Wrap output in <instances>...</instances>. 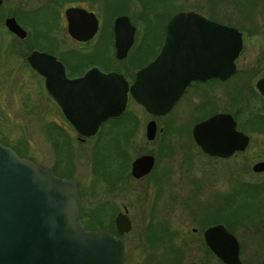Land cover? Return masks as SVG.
<instances>
[{"label":"rangeland","instance_id":"374dc122","mask_svg":"<svg viewBox=\"0 0 264 264\" xmlns=\"http://www.w3.org/2000/svg\"><path fill=\"white\" fill-rule=\"evenodd\" d=\"M183 2L184 0H3L1 13L10 11V14L25 18L29 10L46 4H56L58 9H63L69 3H82L91 7L105 22L112 21L118 14H126L139 25L135 48L142 43L143 37V47L146 48L137 54L132 51L124 60H117L112 43L110 44L106 66L125 70L129 63L142 64L144 59L152 56L149 54V43L152 40V45L157 41L160 31L154 27L143 28L144 21L164 20L173 9H179ZM212 11L225 18L235 19L234 15L221 13L216 8ZM43 19L41 16L37 17L38 21ZM25 20L28 23L26 27H33L34 21ZM32 27L28 28L31 32ZM51 31V38L56 39L61 50L69 46L63 27ZM103 31L106 35V29ZM94 49L95 47L88 46L84 51L90 53ZM82 52L78 48V54L81 55ZM87 59L94 62L95 56L90 55ZM12 85V93L0 91V112H3L2 116L7 111L11 114L9 121L0 125V130L3 127L4 131H10V142L16 144L20 157L33 158L52 165L59 173L72 175L78 184L84 225H97L96 229L112 228L110 231H113L114 215L117 211H123V206L127 208L132 227L120 236L123 240L122 264H185L188 261L197 264H223L204 245L201 237V231L205 227L219 220L230 223L233 233L240 241L241 261H248L250 230L261 227L259 218H249V204L257 199L262 200L263 195L252 197L257 191L251 190L249 194L247 184L261 180L260 177L252 176L251 165L264 158V133L251 132L249 146L242 152L224 158L212 156L198 149L190 136L160 137L157 132L155 138L148 140L144 132L145 121L149 118L147 112L138 104L131 103L124 117H128L131 124L126 121L121 124L124 129H128L125 131L131 132L129 137H123L121 128L115 126L116 123L109 122L102 130L103 135L110 133L106 137L74 142L66 139V145L61 140L45 139L41 133L37 118L41 96L32 91L36 80L25 82L18 77ZM167 121L168 119H162L158 124L167 128ZM112 125L115 127H111ZM142 153L153 154L156 162L148 176L137 180L130 176V163ZM160 176H163L161 180ZM197 185L201 187L202 194L197 200H193L189 189ZM194 193L196 195V191ZM238 209H241L239 218L232 220L227 217L231 210L237 214ZM193 227L197 228V233L192 231ZM162 233L160 240L159 235Z\"/></svg>","mask_w":264,"mask_h":264},{"label":"water","instance_id":"95a60500","mask_svg":"<svg viewBox=\"0 0 264 264\" xmlns=\"http://www.w3.org/2000/svg\"><path fill=\"white\" fill-rule=\"evenodd\" d=\"M85 12L73 7L66 11L68 32L79 40L91 38L97 29L95 15ZM86 14L93 17L90 16L91 26L77 27L76 20ZM6 25L18 34L24 33L14 18L7 19ZM210 29L218 31L216 45L221 47L218 49L221 56L216 67L221 69L218 75L224 78L234 69L233 59L241 47L239 34L195 11L179 10L168 20L159 52L137 71L129 88L121 74L103 73L93 67L74 79H67L63 72L59 76L60 87L52 89L48 84L49 93L74 128L87 136L96 133L103 120L124 111L128 90L148 113L164 114L189 81L207 77L202 72L206 57L203 46L205 41L214 44V35L208 33ZM113 32L115 55L122 59L133 43L135 27L127 15H120L114 20ZM45 56L48 55L33 51L28 59L44 73L38 61ZM257 88L264 99V78L257 82ZM235 125L230 115L217 114L197 123L193 137L204 152L229 157L235 151H243L248 144V136ZM155 133L154 121L148 122L146 138L152 140ZM153 163L152 155L135 158L132 175L141 177L150 171ZM252 170L264 171V161L255 162ZM81 215L73 180L54 175L50 167L20 157L0 143V264H122V240L107 230L85 229ZM115 226L119 233L131 229L126 213L116 215ZM203 238L221 262L242 264L238 240L223 224L205 228Z\"/></svg>","mask_w":264,"mask_h":264},{"label":"flooded vegetation","instance_id":"af4514ba","mask_svg":"<svg viewBox=\"0 0 264 264\" xmlns=\"http://www.w3.org/2000/svg\"><path fill=\"white\" fill-rule=\"evenodd\" d=\"M70 7L80 8L86 11L85 13L91 12L95 15L97 20V29L91 38L87 40H79L69 34L66 11ZM215 8L221 13L234 15L235 19L217 15L212 11ZM2 9L3 0H1L0 3V18H2V21L0 22V91L5 94H9L10 92L12 93V84L18 77H21L25 82H29L32 79L36 80V85L33 87L32 91L40 93L41 96L39 107L37 108V118L41 133L45 139L61 140L65 143L66 139L72 140V142L75 140L85 141L87 139L97 137L100 139L101 137H106L110 134L103 135L102 133L104 126L109 122L116 123L115 126H119L121 128L120 132L123 137L125 136V138H127L131 135V132L125 131L128 129H124V127L121 126L123 121H126V123L128 122L129 125L131 124V122H129L130 119L128 117H124H126L125 115L127 114L128 107L131 103L138 104L129 90L127 92V100L124 111L118 116H111L103 120L98 126L96 133L87 136L80 134L74 128L54 96L49 93L48 87L49 84L52 89L59 88L61 81L60 77L63 75V72L67 79H74L84 76L91 68L96 67L103 73L116 72L121 74L127 82L129 88L135 80L137 71L145 64L131 65L129 63V65L125 67V70H119L117 68H110L106 66V63H108V53L111 43L114 49V56L116 57L113 32L114 20L116 17L126 14H118L114 16L112 21L105 22L101 20L100 16L91 7L83 5L82 3H69L63 9H58L56 4H46L41 7L39 6V8L37 7L34 10H29L26 13L25 18L10 14V11L1 13ZM179 10L195 11L219 25L235 29L240 36L241 47L236 57L233 59V71L226 77L221 78L218 75V71H221V69L216 67L217 65H220V59L217 58L221 56L220 53H218V49L221 50V47L216 45V35L218 34V31L216 29H210L208 33L214 35V44H207L205 41L203 46V49L206 51V57H204L205 60L203 61L202 72L203 75H207V77L204 79L199 78L189 81L184 87L181 95L166 113L153 115L146 111L149 118L145 121V138L148 122L154 121L156 136L157 132H159L158 135H161L160 137L165 135V137L184 136L183 138H188V136H190L194 145L203 151L202 148L195 142L193 137V127L197 123H200L201 121L214 115L228 114L235 121L236 129L248 136L247 148L251 141V132L260 134L264 133V99L257 88V82L264 78V0H184L182 6L176 10L173 9L166 16V19L161 21L148 19L144 21L145 26L143 28L146 27L152 29V27H154L158 29V32L160 31L157 41L152 45V40L149 43V54L152 55L149 61L153 59L160 50L168 19ZM82 13L84 12H79V14ZM39 16L44 19L38 21L37 17ZM82 16L84 17L76 20V26L79 28L90 27L92 16H87V14ZM9 18H14L16 23L24 30V33L18 34L11 30L6 25V20ZM25 19L34 21L33 27L31 26L33 28V32L28 30V28H31L30 26L26 27L28 23ZM129 19L131 24L135 27L133 43L128 49L126 56L122 59L116 58L117 60H124L132 51V53L135 52V54H137L142 49L146 48L143 47L145 44L143 36V38H141L142 43L135 48V39L137 37L136 35L139 34V25L134 23L130 17ZM61 27L64 28L65 39L66 41L68 40L69 44V46L63 50L59 48L56 39L51 38V29L53 30ZM105 29L106 35H104L103 31ZM31 34H33V36H30ZM203 38L204 40L206 39L205 32ZM160 39L161 42H159ZM88 46H92V48L95 47V49L90 53H87V51L84 50ZM78 48L83 51L81 55L78 54ZM33 51L43 52L48 55L38 61L39 67L46 73L38 71L30 63L28 58ZM90 55L95 56L94 62L87 59ZM30 77H32V79ZM6 98L9 97L7 96ZM8 103L10 105L11 101ZM179 111H181V113ZM2 113L0 112V125L8 122L11 117V114H9L8 111L4 116H2ZM133 119L136 120V118ZM162 119H168V123L166 122L167 128L160 123L158 124V122ZM115 126L112 125L111 127ZM49 129H51V132ZM2 130L3 127L0 130V143L11 147L16 153H18L16 144L10 142V131L7 130V128V131L3 130L2 132ZM115 130L118 131L119 128ZM156 136H154V138ZM246 148L244 150H246ZM237 152L242 151H235L232 155ZM141 155L145 154L142 153L138 156ZM148 155H152L154 158V163L150 171L138 178L133 176L131 173V166L132 161L136 158L135 157L130 163L129 173L132 178L138 180L145 178L151 173L155 166L156 157L151 153ZM28 159L38 162L33 158ZM258 161H264V158L255 162ZM255 162H253V164ZM38 163L49 166L55 175L74 180L78 189L77 181L72 177V175L59 173L52 165L43 164L41 162ZM252 176L260 177L261 180L259 182H249L247 184L249 194L251 193V190H256L257 194H253L251 196L256 197L255 195L262 194L263 198L262 200L257 199L255 202L249 204L250 213L248 216L250 219L259 218V224L261 227L260 229H253V231L250 230L249 258L247 262H241L242 264H264V171H252ZM162 178L163 176L159 177L160 180ZM189 191L193 200H197L196 198H199L202 194L201 187L198 185L190 187ZM195 191L196 195L194 193ZM119 212L126 213L128 216V210L125 206H123V211H117L114 215V224L115 217ZM129 220L131 221L130 218ZM205 228L201 231V237L204 245L207 246L203 238ZM108 231L118 237L123 234L117 231L116 226L113 231ZM192 231L197 233L198 230L193 227ZM229 231L232 232L231 230ZM120 238L122 239V237ZM238 243L239 258L241 260V246L239 240ZM219 262L221 261L219 260Z\"/></svg>","mask_w":264,"mask_h":264},{"label":"trees","instance_id":"16d2710c","mask_svg":"<svg viewBox=\"0 0 264 264\" xmlns=\"http://www.w3.org/2000/svg\"><path fill=\"white\" fill-rule=\"evenodd\" d=\"M159 42H161V39L159 40ZM151 57H149V58H146V59H144V61H143V63L142 64H146L148 61H149V59H150ZM240 213H241V209H238V212H237V214H236V212H234L233 210H231L230 211V213L229 214H227V217H229V218H231L232 220H234V219H236V218H239L238 217V214L240 215ZM246 213H247V211H246ZM250 212H248L247 214H249ZM248 217V216H247ZM241 220H244V219H241ZM216 223H223L229 230H231L232 232H233V228L229 225L230 223L228 222V221H226V220H219V221H217ZM214 224V223H213ZM211 225V224H210ZM85 226V228H87V229H96V228H98V227H96V226H93V227H88V226H86V225H84ZM108 230H112V228H109ZM162 235H163V233L162 234H160L159 235V238H160V240H161V238H162ZM166 235V234H165ZM164 238V237H163ZM171 238V237H170ZM211 252V251H210Z\"/></svg>","mask_w":264,"mask_h":264}]
</instances>
